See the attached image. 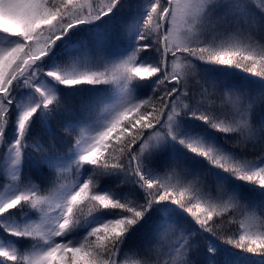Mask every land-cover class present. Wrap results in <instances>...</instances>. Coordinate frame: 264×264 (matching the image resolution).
Listing matches in <instances>:
<instances>
[{
  "label": "snow or ice",
  "instance_id": "snow-or-ice-1",
  "mask_svg": "<svg viewBox=\"0 0 264 264\" xmlns=\"http://www.w3.org/2000/svg\"><path fill=\"white\" fill-rule=\"evenodd\" d=\"M0 33V264H264V0H0Z\"/></svg>",
  "mask_w": 264,
  "mask_h": 264
},
{
  "label": "trees",
  "instance_id": "trees-1",
  "mask_svg": "<svg viewBox=\"0 0 264 264\" xmlns=\"http://www.w3.org/2000/svg\"><path fill=\"white\" fill-rule=\"evenodd\" d=\"M0 35H4L2 33H0ZM59 43V42H58ZM46 59V58H45ZM231 71L237 73V76L238 77H248V79H251V80H258L259 78L258 77H252L249 73H245L239 69H231ZM193 85L196 84V81L193 79ZM83 87H89V86H83ZM99 87H105L103 85L99 86ZM210 87V86H209ZM23 91H28L27 89H24ZM254 121L258 120V114L257 115H254L253 117ZM61 123L62 122H58L57 120H52L51 121V129H52V132L58 137V138H62L63 140H66V141H73V137L75 135V133L73 134H69L67 132L64 131L63 127L61 126ZM37 132H39L41 129L39 128V126H36V129H35ZM216 135H222V134H216ZM70 147V145H68ZM64 151L66 152L67 151V147L64 149ZM85 167H91V166H85ZM49 178L50 180L54 181L55 183L54 184H50L48 185V189L50 190H55V188L59 187L60 184H64V183H67L69 185H71V183H73L75 180H76V173H75V170L73 169V171H71L70 173H64L63 176L61 177V179L59 181L56 180V174L55 172H52V173H49ZM113 180L116 179L115 177L112 178ZM47 194V193H45ZM175 207V206H173ZM178 211H180L178 209ZM29 212V215H34L31 210H28ZM87 215V209L85 208V216H82L81 219L83 221V219L86 217ZM184 215H187L186 213ZM189 221H191V217H188ZM193 226L194 227H199V226H196L194 224V221L192 222ZM233 230H235V226H233ZM223 233H220L218 236H214L212 237V239L216 240L217 243L221 244L222 247L224 248H229L230 251L232 252H236L237 253V259H243V257H246L250 254H247V253H241L239 252L237 249H234V248H231L230 245H226V244H223L222 243V238H223Z\"/></svg>",
  "mask_w": 264,
  "mask_h": 264
},
{
  "label": "rangeland",
  "instance_id": "rangeland-1",
  "mask_svg": "<svg viewBox=\"0 0 264 264\" xmlns=\"http://www.w3.org/2000/svg\"><path fill=\"white\" fill-rule=\"evenodd\" d=\"M138 2H139L141 5H143L144 3H146V2H147V0H138ZM197 63L199 64L200 62H199V61H197ZM57 239H59V238H57Z\"/></svg>",
  "mask_w": 264,
  "mask_h": 264
}]
</instances>
